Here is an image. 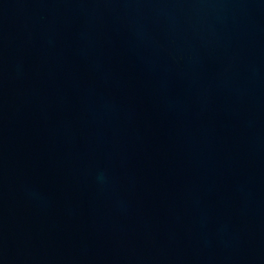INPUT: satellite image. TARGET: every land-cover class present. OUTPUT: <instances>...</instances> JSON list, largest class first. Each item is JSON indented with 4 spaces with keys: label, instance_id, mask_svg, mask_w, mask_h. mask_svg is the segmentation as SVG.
I'll return each instance as SVG.
<instances>
[{
    "label": "water",
    "instance_id": "1",
    "mask_svg": "<svg viewBox=\"0 0 264 264\" xmlns=\"http://www.w3.org/2000/svg\"><path fill=\"white\" fill-rule=\"evenodd\" d=\"M0 264H264V0H0Z\"/></svg>",
    "mask_w": 264,
    "mask_h": 264
}]
</instances>
